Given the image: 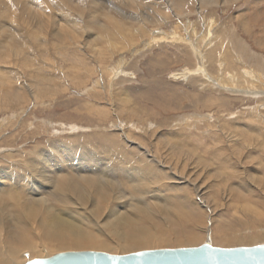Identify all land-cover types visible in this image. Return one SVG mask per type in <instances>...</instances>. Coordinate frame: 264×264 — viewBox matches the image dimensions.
<instances>
[{
  "label": "rangeland",
  "instance_id": "rangeland-1",
  "mask_svg": "<svg viewBox=\"0 0 264 264\" xmlns=\"http://www.w3.org/2000/svg\"><path fill=\"white\" fill-rule=\"evenodd\" d=\"M250 4L260 9L256 11L255 8L248 7ZM190 20L192 23L188 24L187 17L182 20L173 18L164 24L162 31L170 35L174 32L175 25L180 23L183 24L182 29L183 26H189L187 33L194 30L197 38L205 33L206 25H210V22L215 20L213 25L219 33L218 41L213 38L206 39V36L202 39L203 46H207L209 40L214 42L208 45V48L205 47V51L216 45V52L213 51L215 48L213 46V50L210 49L211 53L208 52V58L205 60L207 77L204 72H201L203 76L179 74L181 73L179 71L186 67L195 66L194 48L185 40L174 43L173 40H164V38L158 41L151 39L150 42L145 39L140 42L137 49L125 52L127 64L124 62L119 64L117 59L120 57H116L114 61L111 58L106 61L105 57L102 60L99 59V63L100 61L104 64L108 63L109 72H71L67 67L75 65V62L66 61L61 54L54 53L56 43L44 42L47 48L44 49V46L36 48L34 44L38 42H31V45L38 49L40 55L38 60L42 61V65L50 64V68L52 65L61 66L58 72L48 73L57 74V77L64 76L66 79L56 81V86L51 85L59 90L55 95L56 98L45 99L46 103L34 101L24 107L0 109L1 167L12 165V161L4 158L10 151L27 153L47 150L50 152L51 146L64 143V140H66L65 143L74 144L81 138L80 141L88 142L86 144L97 143L98 146L100 143L116 145L118 141L117 144L120 143L126 150H131L130 141L122 138L120 135L122 132L117 128L121 122L120 124L126 127L127 131L130 130L132 137L136 135V141L140 142L144 148L161 152L157 156L159 155V160L161 159L160 165H165L166 177H168H165L164 184L159 178L157 181L154 180L153 186L185 187L184 191L176 189L172 193L182 191V194H179L194 203L193 213L183 214L182 219H172L171 223L168 221L162 223L161 219L151 220V224L155 220H160V223L155 222L154 231L161 230L162 233L163 230L167 233L163 241L152 240L141 245L127 246L125 240L106 232L104 222L108 215L102 211V214L97 216L98 219L94 217L93 221H84V224L92 222L88 226L91 225L92 228L95 226L94 229L98 230L99 242L103 245H54L53 243L48 245L45 243L47 244L45 246L43 242V256L40 252L28 251L21 256V259L25 258L28 261L30 257L45 259L68 251H98L112 255H125L153 249L193 248L204 244L226 249L264 244V122H262L264 121V81L256 82L253 78H247L243 72V67H246L264 73L262 72L264 71V65L262 66L264 63V0H237L230 7L215 6L203 13L195 12ZM187 33L183 35L186 36ZM87 48L83 51V55L90 57L89 53L93 54L94 50L89 46ZM140 48L141 50L138 51ZM43 50L49 54L46 56ZM20 56H23V59ZM13 57L10 59L8 57L6 61L0 60V64H4L1 69L7 68L4 70L8 74L10 72L9 75L21 73L30 82L36 72L32 70L36 69L38 64L29 58L28 53ZM17 58L19 59L16 60ZM19 60L22 63H19ZM27 61L29 64L25 66ZM95 62L96 60L91 61L93 64ZM116 63L119 66L125 64L126 72L120 73L118 70L115 75L116 71L111 70V65ZM11 69L17 71L11 72L9 71ZM223 70L227 71L223 72ZM234 82H236L235 85ZM100 106L104 107L105 111H101ZM100 112L102 114L106 112L107 116L99 115ZM105 136L106 140L102 141ZM178 138L184 140L180 142ZM196 141H200L198 142L200 144ZM219 151L221 157L212 155ZM217 158L226 161L221 163L222 168L220 166L218 168ZM213 159L216 161L214 162ZM178 176H183L187 180L178 183ZM241 180L250 186H242ZM111 191H113L114 200L130 199L131 194L125 193L123 189L115 191L111 189ZM114 200L112 201L115 205ZM121 200L118 201L123 202ZM119 205L123 207L122 204ZM59 206L64 207V205ZM74 207L77 206H73L72 210L78 213L83 212V209ZM89 207L91 212H94L97 203L94 206L90 204L88 209ZM171 214L172 217L175 216L174 212ZM224 234L228 237L226 240L222 239ZM190 236H197L195 237L197 241L192 242ZM26 253L31 255L27 254V256Z\"/></svg>",
  "mask_w": 264,
  "mask_h": 264
},
{
  "label": "bare ground",
  "instance_id": "bare-ground-1",
  "mask_svg": "<svg viewBox=\"0 0 264 264\" xmlns=\"http://www.w3.org/2000/svg\"><path fill=\"white\" fill-rule=\"evenodd\" d=\"M236 1L0 0V60L5 59L6 61L8 57L10 59L12 56L19 57V54L25 55L28 53L30 55L29 58L38 64L36 65V69L32 70V72H36L35 75L31 74L34 77L32 79L30 76L32 79H29L31 80L30 82L21 73L9 75L10 72L8 74L4 70L7 68L1 69L4 67V64H0V74H2L0 75V109L3 107L9 109L24 107L28 103L34 101L41 102L57 95L56 93H58L59 89L53 88L51 85L55 84L54 86H56V81L62 78L66 79V77H57V74L48 72H58V68L61 66L52 65L50 68V64L48 66L42 65V61L38 60L40 55L38 49H36L42 46L45 47L44 49H47L46 43L48 41L56 43V47L53 46L56 48L54 53L61 54L66 61L75 62V65L72 64L71 66L69 65L70 67H67L71 72H109L108 63L104 64L102 61L99 63V59L102 60L105 57L106 61L110 58L114 61L116 57H120L117 59V62L119 64L125 63V52L137 49L138 45L141 44L140 42L145 41V39H148L150 42L151 39L158 41L164 38V40H173L174 43L185 40L194 48L193 59H195V66L186 67L182 71H179L181 72L179 74L181 76L185 74H187L186 76L192 74L196 76L197 74H201L203 76L201 72H204V75L207 72L205 60L208 58V52L211 53L210 49L213 50V46H215L213 51L216 52V45L209 46L210 48L205 51V47L214 42L208 39L209 43H207V46H203L204 42H202V39L206 36V39L213 38L218 41L219 33H217L218 31L213 25L215 20L210 22V25H206L205 33L197 36V38L193 29V31L190 30V33L188 32L189 34L187 33L190 29L188 25L183 26V29L181 28L183 24L179 23L175 25L174 32L170 33V35L162 31V27L173 18L182 20L184 17H187V23L191 24L190 17L194 16L195 12L197 14L203 13L205 10L215 6L230 7ZM255 5L260 4L255 3ZM255 5L250 4L248 7L255 8V10L260 9V7ZM192 26L191 28H193ZM184 33H187V35L184 36ZM33 41L38 42V44H34L36 48L33 47L34 45H31ZM216 44L218 43L216 42ZM87 46L94 50L93 54L89 53L90 57H86V54V56L83 55V51L88 49ZM205 52L207 53L205 54ZM44 54L47 56L49 53L47 54L44 51ZM51 56L54 57V55ZM21 58L20 60L23 59ZM20 60L18 62L22 63ZM92 60H96L95 64L91 63ZM47 61L50 63L49 59ZM239 62L241 63V61ZM118 63L111 65V70L114 69L116 71V73L114 72L115 75L118 73V70L120 73L126 72L125 64L127 63L124 66H119ZM27 64H29L28 61L25 63V66ZM263 65L264 63H262ZM222 67L224 68V65ZM22 68L24 67L22 66ZM9 71L16 72L17 70L11 69ZM226 71L223 70V72ZM243 72H245L247 78H253L256 82L262 83L264 81V73L258 72L253 68L243 67ZM235 81L238 82L237 80ZM236 82H234V85ZM100 108L101 111H105L104 107L100 106ZM100 114L104 116L101 112ZM120 123L117 125V128L122 132L120 133L121 137H124L128 142L130 141L129 147L131 146V150H126L120 143L117 144L118 138L115 140L117 141L116 145H103L104 143H100L99 146L97 143L86 144L88 142L80 141V138L76 140L79 142L74 144L72 142L65 143L66 140H64V143L55 144L51 146L52 151L50 152H47V150H35L27 153H20V151L14 153L10 151L5 155L4 158L12 161V165H4L3 167L0 165V264H26L29 262L28 259H21V256L28 251L30 253L40 252L43 256L42 246L45 243H48V245L50 243L54 245H103L99 242L97 237L98 230L94 229L95 226L94 228L91 225L88 226L92 222L84 224V221H93L94 217L97 218L99 214H102V211L108 215L104 222L106 232L125 240L127 246L141 245L152 240H165L166 232L163 230L162 233L161 230L159 232L154 231L155 222L160 223V220H155L151 224L152 219H161L162 223L166 221L171 223L172 219H182L181 216L183 214L193 213L194 201L187 197L183 198L181 195L182 191L179 192L181 194L176 191V194L172 193L176 189L183 190L185 187L177 188L176 185L153 186L152 183L154 180L157 181L158 178L164 184L167 174L165 165H160L161 159L159 160V155L157 156L161 152L157 150L149 151L147 147L144 148L140 142L136 141V135L132 137V133L129 132L130 130L127 131L126 127L124 128ZM256 132L258 131L256 130ZM104 140H106V136L103 137L102 141ZM178 140L181 142L184 139L178 138ZM185 153L187 154V152ZM212 155L214 157L220 156V151ZM217 160L218 168L219 166L222 168L221 163L226 161L224 159L220 160V158H217ZM213 161L215 162L216 160L213 159ZM186 180L183 176L177 177L178 183L185 182ZM242 181V186H250V184H244V181ZM111 189L114 191L123 189L125 193L129 192L131 194L129 196L130 199H126L127 201L124 199L126 202L121 199L114 200ZM112 200H114L115 205ZM118 200L123 202H119ZM96 203L97 211L91 212L88 206L90 204L94 206ZM119 204H122L123 207ZM59 205H64V207H60ZM73 206L83 209V212L78 213L72 210ZM171 212H174L173 215L175 216L172 217ZM195 237L197 236H190L189 238L194 242L195 240L197 241ZM227 238L225 234L224 238L222 237L224 240ZM43 242L44 245L42 244ZM29 260L36 259L30 257Z\"/></svg>",
  "mask_w": 264,
  "mask_h": 264
},
{
  "label": "water",
  "instance_id": "water-1",
  "mask_svg": "<svg viewBox=\"0 0 264 264\" xmlns=\"http://www.w3.org/2000/svg\"><path fill=\"white\" fill-rule=\"evenodd\" d=\"M136 253H144V255L68 251L50 258L32 260L26 264H264V244L231 249L204 244L193 248L145 250ZM106 257L124 259L108 260Z\"/></svg>",
  "mask_w": 264,
  "mask_h": 264
},
{
  "label": "snow or ice",
  "instance_id": "snow-or-ice-1",
  "mask_svg": "<svg viewBox=\"0 0 264 264\" xmlns=\"http://www.w3.org/2000/svg\"><path fill=\"white\" fill-rule=\"evenodd\" d=\"M95 255V254H94ZM103 255V254H101ZM135 256H143L144 253H135ZM108 260H116V259H124V258H120V257H106Z\"/></svg>",
  "mask_w": 264,
  "mask_h": 264
}]
</instances>
